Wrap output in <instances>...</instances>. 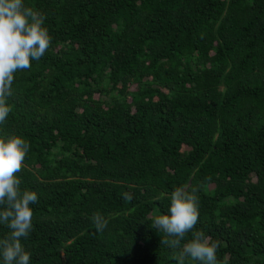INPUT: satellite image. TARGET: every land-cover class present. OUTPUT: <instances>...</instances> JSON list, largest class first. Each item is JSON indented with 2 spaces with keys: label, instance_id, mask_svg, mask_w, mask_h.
Masks as SVG:
<instances>
[{
  "label": "trees",
  "instance_id": "16d2710c",
  "mask_svg": "<svg viewBox=\"0 0 264 264\" xmlns=\"http://www.w3.org/2000/svg\"><path fill=\"white\" fill-rule=\"evenodd\" d=\"M23 3L51 38L0 124L30 145V264H177L151 228L177 187L197 189L218 264H264V0Z\"/></svg>",
  "mask_w": 264,
  "mask_h": 264
},
{
  "label": "clouds",
  "instance_id": "9594fccd",
  "mask_svg": "<svg viewBox=\"0 0 264 264\" xmlns=\"http://www.w3.org/2000/svg\"><path fill=\"white\" fill-rule=\"evenodd\" d=\"M45 15L31 7H25L23 0H0V124H3L11 106L7 97L12 95L14 73L29 69L31 61L39 60L48 50L51 38L43 27ZM30 145L19 136L0 138V224L9 229V234L0 238L2 264H30L31 253L25 251L22 239L32 231L33 211L31 204L38 202L34 191H21V181L16 174L21 171ZM197 189L188 191L177 187L170 195L168 214L152 218L151 228L164 234L160 244L178 249L174 255L177 264L186 261L198 264H218L217 251L221 242L196 230L199 219V198ZM123 198L131 201L125 192ZM93 224L102 232L108 221L94 213ZM191 238L186 240L188 234Z\"/></svg>",
  "mask_w": 264,
  "mask_h": 264
}]
</instances>
